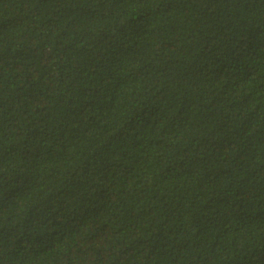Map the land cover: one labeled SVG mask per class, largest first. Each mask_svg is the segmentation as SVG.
Here are the masks:
<instances>
[{"label": "trees", "instance_id": "16d2710c", "mask_svg": "<svg viewBox=\"0 0 264 264\" xmlns=\"http://www.w3.org/2000/svg\"><path fill=\"white\" fill-rule=\"evenodd\" d=\"M0 264H264V0H0Z\"/></svg>", "mask_w": 264, "mask_h": 264}]
</instances>
